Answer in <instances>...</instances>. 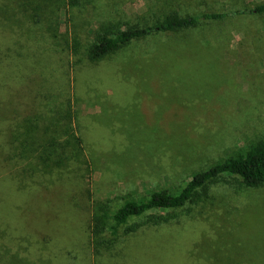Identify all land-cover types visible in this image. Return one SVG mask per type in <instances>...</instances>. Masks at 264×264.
Masks as SVG:
<instances>
[{"label": "rangeland", "instance_id": "rangeland-1", "mask_svg": "<svg viewBox=\"0 0 264 264\" xmlns=\"http://www.w3.org/2000/svg\"><path fill=\"white\" fill-rule=\"evenodd\" d=\"M51 1L42 0L38 24L11 25L17 37L0 22V113L35 105L26 98L38 83L31 72L51 95H39L38 104L70 98L85 154L83 164L28 184L0 167V264H264V185L247 187L237 175L207 184L183 207L157 211L165 222L122 228L109 248L95 251L89 234L94 201L118 206L129 194L178 191L192 172L264 137V13L149 36L90 63L82 51L98 23H134L159 13L157 2L61 0L53 5L60 21L53 38L43 21L55 18ZM261 2L162 5L186 15ZM6 123L0 118L7 136Z\"/></svg>", "mask_w": 264, "mask_h": 264}, {"label": "trees", "instance_id": "trees-1", "mask_svg": "<svg viewBox=\"0 0 264 264\" xmlns=\"http://www.w3.org/2000/svg\"><path fill=\"white\" fill-rule=\"evenodd\" d=\"M6 1L11 3L6 4ZM6 1L0 0V22L4 30L11 32L12 37H17L11 31L12 26L19 24L23 26L26 20L38 24L37 12L45 10L40 9L43 8L42 0H37L38 8L34 6L35 0ZM45 1L49 2V0ZM60 1L53 0L47 4L51 6V13L54 14V17L56 12L53 5H58ZM78 1L71 0V3L74 4ZM153 1V4L157 2L159 9L157 12L159 13L149 14L150 17H146L145 13L134 23L122 18H107L98 23V26L91 31L92 39L88 41L82 51L86 59L90 63H97L133 41L162 33L192 29L202 22L246 13H264V2L251 8L182 15L176 10L164 9L163 0L160 3L159 0ZM14 8L21 13V17L17 16L15 11L11 12ZM10 15H14L15 20H10L8 17ZM57 18L45 15V20L43 19L46 29L49 30L53 38H57L56 30H59L56 27L60 22ZM18 45L20 46L19 42ZM76 45L81 47V44L74 42V49H76ZM30 73L27 76L28 79L38 83L35 84L34 91L26 98L33 100L35 105L25 108L22 112L21 110L12 111L11 116L7 118H4L0 113L3 122L6 123L5 120L8 122L6 124L9 131L6 136L4 130H0L3 135L0 140V156H2L0 167L4 168L10 179L19 178L27 184L30 180L39 182V178H46L48 174L64 170L73 164L77 166L83 164L85 154L84 142L79 136L78 116L70 98L66 103L56 101L52 105L51 102L46 101L45 105L38 104L36 99L39 95L44 94L45 100H50L51 95L47 87L46 92L39 84L40 80L37 81L34 76L31 78L32 74ZM25 101H22L21 108ZM1 104L2 101H0ZM226 174L239 176L242 184L247 187L263 186L264 137L252 139L242 149L192 172L178 191L160 188L151 190L145 195L129 194L122 197L123 200L118 206L112 205L110 199L94 201L89 224L90 242L93 249L100 251L109 248L124 227L125 232H133L144 224L167 221L168 217L165 214L157 213V211L183 207L196 198L200 189ZM40 181L42 182V179ZM153 211L156 212L153 213ZM143 216H147L146 221L128 224L131 219Z\"/></svg>", "mask_w": 264, "mask_h": 264}]
</instances>
